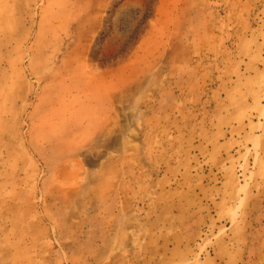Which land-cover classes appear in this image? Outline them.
Wrapping results in <instances>:
<instances>
[{
  "label": "rangeland",
  "instance_id": "1",
  "mask_svg": "<svg viewBox=\"0 0 264 264\" xmlns=\"http://www.w3.org/2000/svg\"><path fill=\"white\" fill-rule=\"evenodd\" d=\"M259 56L264 0H0V264H141L121 227ZM66 78L86 96L67 102ZM255 169L264 264V144Z\"/></svg>",
  "mask_w": 264,
  "mask_h": 264
},
{
  "label": "crops",
  "instance_id": "2",
  "mask_svg": "<svg viewBox=\"0 0 264 264\" xmlns=\"http://www.w3.org/2000/svg\"><path fill=\"white\" fill-rule=\"evenodd\" d=\"M258 58L262 66L252 67L246 84L226 80L213 114L162 166L144 218L128 216L121 227L137 239L139 263L255 264L243 217L264 144V56Z\"/></svg>",
  "mask_w": 264,
  "mask_h": 264
},
{
  "label": "bare ground",
  "instance_id": "3",
  "mask_svg": "<svg viewBox=\"0 0 264 264\" xmlns=\"http://www.w3.org/2000/svg\"><path fill=\"white\" fill-rule=\"evenodd\" d=\"M57 13V12H56ZM54 21H57V17L56 16H54ZM56 29H51L50 31H49V40L50 39H53L54 38V35H55V33H54V31H55ZM55 39V38H54ZM53 39V40H54ZM55 42H57V41H55ZM54 42V43H55ZM72 54H73V48H68V50H67V63L65 62V66L63 67V68H61L60 69V71H59V73L60 72H62L63 70L64 71H66V72H69L70 70H69V67L67 66V64H69V62H71L72 60L70 59L71 58V56H72ZM57 75V72L55 73V76ZM57 77V76H56ZM63 82L64 83H61V81H59V83L60 84H63V86H62V89H63V92H62V90H60V93H62V95H64V97H65V99L67 100V102H69L70 104L72 103V102H75V100L77 99V98H79L80 96V94H83V95H85L86 96V94L88 93L87 91H86V93L82 90V89H80L79 88V83L80 82H78V81H76V80H74V79H72V78H69V79H64L63 80Z\"/></svg>",
  "mask_w": 264,
  "mask_h": 264
}]
</instances>
